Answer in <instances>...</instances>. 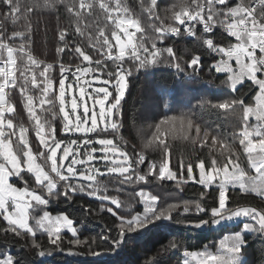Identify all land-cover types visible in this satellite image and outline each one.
Wrapping results in <instances>:
<instances>
[{"label":"snow or ice","instance_id":"snow-or-ice-1","mask_svg":"<svg viewBox=\"0 0 264 264\" xmlns=\"http://www.w3.org/2000/svg\"><path fill=\"white\" fill-rule=\"evenodd\" d=\"M0 5L4 9L0 12V221L3 222L0 238L6 242L9 236L26 239L25 246L40 257L56 251L96 256L105 250V243L111 246L109 250H118L127 235L141 232L160 220H173V213L177 217L174 222L194 227L243 219L241 231L222 239L215 254L207 246L201 252L185 250L183 262L242 264L241 253L247 244L244 232L264 238V207L238 202L227 193L239 189L241 194L264 201V0L234 3L180 0L166 17L173 21L167 25L155 11L157 0H141L140 6L151 21V47L145 45L143 36L135 41V33L143 29L139 17L130 15L123 0H0ZM61 6L70 21L67 26H59ZM44 11L57 13V59L66 49L77 59L70 65L59 63L58 81L49 76L53 64L37 59L30 48L33 14ZM217 28L232 39L226 43L217 41L213 36ZM182 34L195 37L199 41L198 49H204V54L212 57L209 73L226 74L233 91L238 84L250 81L255 92L249 104L234 99L210 105L238 116V123L227 137L202 129L189 114L160 120L144 148L154 151L159 148L161 159L158 163L149 162L147 171L141 173L140 166L145 162L143 149L137 151L134 145L130 148L120 137L124 125L121 102L127 79L157 65L174 68L178 74H198L204 67L199 50L185 59L174 52L171 43L164 45L170 37ZM157 42L162 46L157 47ZM89 48L95 50V58L86 50ZM163 53H167L166 59H161ZM18 60L22 61L19 66ZM29 88L39 89L38 95H33ZM14 89L25 99L34 134L42 148L35 154L25 137L28 129L23 124L14 125L11 117L15 107L11 100ZM41 110L49 115L42 118ZM58 118L60 135L66 139L57 138L54 121ZM176 123L183 128L184 139L194 132L190 140L193 145L207 146L210 157L213 151H218L224 158L219 163L212 157L207 163L198 159L186 166L181 164L177 177L169 168L170 146L165 140V134ZM14 136L17 144L23 145L19 153L12 149ZM117 138L119 142H114ZM241 155L247 169L239 166ZM36 158L42 163L36 164ZM22 163L27 165L26 170L32 174L39 191L27 186L20 174ZM10 176L25 181L24 187H14L9 183ZM103 176L114 181L116 195L108 194L107 183L98 179ZM147 176L175 181L181 190L182 184L191 180L201 185L203 191L198 200L167 206L160 204L159 196L145 190L135 193L131 202L121 200L118 193L123 191V186L146 183ZM213 185L210 198L215 203L209 205L205 197ZM77 194L101 201L96 215L107 213L114 217L113 223L95 237L83 238L72 218L67 214L53 217L46 208L52 199L63 197L70 201ZM229 199L233 201L231 204ZM134 203L142 204L143 212L133 213ZM82 207L86 218H96L89 207ZM37 211L42 215H36ZM65 231L71 234L70 238L63 235ZM38 233L45 237L43 241L37 238ZM66 245L86 246L87 251H74ZM3 264H15V258L4 257Z\"/></svg>","mask_w":264,"mask_h":264},{"label":"trees","instance_id":"trees-1","mask_svg":"<svg viewBox=\"0 0 264 264\" xmlns=\"http://www.w3.org/2000/svg\"><path fill=\"white\" fill-rule=\"evenodd\" d=\"M123 2L130 9V15L140 19L143 31L135 34L136 41L138 42L140 37L143 36L145 45L151 47V37L153 35L150 27L151 21L148 20V14L140 6L141 0H123ZM179 2L180 0H157L158 8L155 11L165 25L173 23L166 17L172 14L173 5ZM187 2L190 3L191 0H187ZM230 2L234 3L235 0H230ZM3 10V5H0V12H3ZM56 17L57 13L50 11H44L39 15L33 14L30 48L37 59L53 64V69L50 70L49 76L53 80L58 81L59 63L70 65L76 63L77 59L67 49L57 59L56 29L58 22ZM69 24L70 21L61 6L59 26H67ZM105 31L107 32V29ZM199 31L200 28L198 26L197 32ZM213 36L221 43H226L228 39H232L227 37V34L220 28L215 30ZM169 43H171L174 52L185 59L194 51L199 50L203 56L204 67L199 70L198 74L189 76L184 73H176L174 68L157 65L142 69L135 75L128 77L126 94L121 102L124 125L121 128L120 137L127 142L130 148L134 145L137 151L143 149L145 162L140 166L139 171L141 173L147 171L149 162L155 161L158 163L161 159L159 148L155 151L152 148H144V144L155 134V125L160 120L168 116L179 117L182 114H189L202 129L206 128L215 134H222L227 137L230 134V130L238 123V116H234L230 112L225 113L224 110H216L210 105L234 99H243L246 104H249L252 102L255 92V88L250 81L245 80L243 83L238 84L235 91H233L230 83L226 81V74L209 73L208 65L211 63L212 57L205 55L204 49H198L199 41L195 37L182 34L179 37H170L169 40L164 41V45ZM161 46L157 42V47ZM86 50L95 58L94 49L89 48ZM166 58L167 53H163L161 59ZM106 62L111 63V61ZM17 63L19 66L22 61L18 60ZM29 91L33 95H38L39 93V89L29 88ZM11 100L15 106L11 114L14 125L23 124L28 129L25 137L31 146L32 152L35 154L42 148L34 134L32 120L25 107V99L19 91L14 89L12 90ZM47 107L49 106L45 105V108ZM39 114L42 118L49 115L42 110ZM54 123L57 126V138L66 139L67 137H61L59 132L61 120L58 118ZM92 135H95V133ZM184 135V130L178 123L174 124L171 130L165 134L166 143L170 146L169 168L177 173V177L180 175L181 164L186 166L189 162H195L198 159H204L207 163L212 157L216 158L219 163L224 158L218 151H213L210 157L207 146L200 148L198 143L193 145L190 140L194 132L189 135V139H184ZM12 139L13 152L19 153L23 145L17 144V137L14 136ZM114 142H119V138ZM37 162L39 164L42 163L39 158H37ZM21 166L24 168L25 164L22 163ZM239 166L247 169V162L243 155L240 156ZM195 172L196 169L194 167L193 173L195 174ZM20 174L25 177L29 188L40 190L33 183L31 173L23 170ZM98 179L107 183L109 195L117 194L114 190V181L109 176L98 177ZM11 183L17 188H22L25 185V181H21L17 176L11 177ZM175 184V181L167 179L160 181L155 176H147L146 183L125 185L123 186V191L118 193V195L122 201L131 202L135 198V193L145 190L159 196L160 204L167 206L171 203L198 200L199 193L203 191L201 185L195 184L191 180L187 184H182L183 190L177 188ZM213 192L214 185L208 189L209 196L205 197V201L209 205L215 203L210 198ZM227 196L230 198L234 197L238 202L264 207V201L254 195L241 194L239 189H230ZM232 202V199L228 200V204ZM100 204L101 201L99 200L89 198L83 194H77L70 201L63 197L52 199L46 208L52 216L67 214L73 219L75 226L80 229L82 237L86 239L97 236L105 226L111 225L114 221V217L107 213L96 215ZM82 205L89 207L93 214L96 215V218H86L85 209ZM132 212H143V205L134 203ZM35 214L42 215L39 211ZM186 215H191V213ZM101 218H103L102 222H100ZM176 219V213H173V220H160L141 232L127 235L118 250H109L111 246L105 243L103 245L105 250L96 256L86 254L71 255L67 252L56 251L40 257L35 250H30L25 246L27 243L26 239L22 240L18 237L9 236L6 242L4 238H0V261H3L4 257L11 256L15 258V264H183L186 259L184 256L185 250L199 252L203 251L205 246H207L208 250L216 252L220 250L219 242L224 236L236 232L238 229L241 230L244 225V222L232 225L224 222L218 225L207 224L203 227H194L174 222ZM29 222L32 223V220L30 219ZM2 224L3 222L0 221V226ZM63 235L67 238L71 237V234L67 231ZM37 238L42 241L45 239L39 233ZM244 239L247 244L241 253L243 256L242 264H264V238H261L259 234L244 232ZM170 244L174 246L169 247ZM66 247H73L74 251H87L86 246L66 245Z\"/></svg>","mask_w":264,"mask_h":264},{"label":"rangeland","instance_id":"rangeland-1","mask_svg":"<svg viewBox=\"0 0 264 264\" xmlns=\"http://www.w3.org/2000/svg\"><path fill=\"white\" fill-rule=\"evenodd\" d=\"M135 41H136V38H135ZM233 66L235 67V62H233ZM92 83L93 84H97V83H100V81H92ZM127 88V87H126ZM109 90H111V88H109ZM68 91L69 90H67V81H66V96L68 95ZM78 94V93H77ZM125 94H126V90H125ZM125 97V96H124ZM92 134H94V133H90L89 135H92ZM77 135H79V134H77ZM35 163L36 164H39L38 162H37V158L35 159ZM27 169V165L25 164V167L23 168L22 166H21V171H23V170H26ZM20 171V172H21ZM11 177L12 176H10V178H9V183H11ZM53 217H55V216H53ZM242 222H244V220L243 219H235V220H233V221H231V222H225V223H227L228 225H232V224H239V223H242ZM241 230L240 229H238L236 232L237 233H239ZM236 232H233V233H236ZM233 233H231V234H233ZM231 234H227L226 236H224V238L225 237H227V236H229V235H231ZM223 238V239H224ZM215 252V251H214ZM1 262V264H3V261H0Z\"/></svg>","mask_w":264,"mask_h":264},{"label":"crops","instance_id":"crops-1","mask_svg":"<svg viewBox=\"0 0 264 264\" xmlns=\"http://www.w3.org/2000/svg\"><path fill=\"white\" fill-rule=\"evenodd\" d=\"M233 62H234V61H233ZM203 251H204V250H203ZM209 251H210V250H209ZM217 251H219V250H217ZM217 251H216V252H217ZM199 252H201V251H199ZM216 252H212V253L215 254Z\"/></svg>","mask_w":264,"mask_h":264},{"label":"built area","instance_id":"built-area-1","mask_svg":"<svg viewBox=\"0 0 264 264\" xmlns=\"http://www.w3.org/2000/svg\"><path fill=\"white\" fill-rule=\"evenodd\" d=\"M136 34V33H135ZM214 34V33H213Z\"/></svg>","mask_w":264,"mask_h":264}]
</instances>
